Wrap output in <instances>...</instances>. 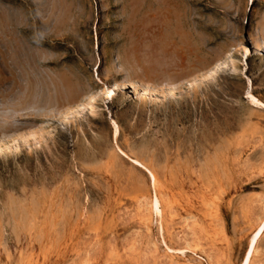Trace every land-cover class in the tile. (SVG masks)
I'll return each mask as SVG.
<instances>
[{
  "label": "rangeland",
  "instance_id": "rangeland-1",
  "mask_svg": "<svg viewBox=\"0 0 264 264\" xmlns=\"http://www.w3.org/2000/svg\"><path fill=\"white\" fill-rule=\"evenodd\" d=\"M252 243L264 264V0H0V264Z\"/></svg>",
  "mask_w": 264,
  "mask_h": 264
},
{
  "label": "bare ground",
  "instance_id": "bare-ground-1",
  "mask_svg": "<svg viewBox=\"0 0 264 264\" xmlns=\"http://www.w3.org/2000/svg\"><path fill=\"white\" fill-rule=\"evenodd\" d=\"M113 90V89H112ZM262 228V227H261ZM260 230H262V229H260ZM260 230H259V232H257V234H256V236H255V238L257 239V237H258V235H259V233H260ZM255 240V239H254ZM254 242V241H253ZM252 249H253V243L251 244V247H250V249H249V251L247 252V256H246V258H245V261L243 262V264H248V262H249V259H250V254L252 253Z\"/></svg>",
  "mask_w": 264,
  "mask_h": 264
}]
</instances>
